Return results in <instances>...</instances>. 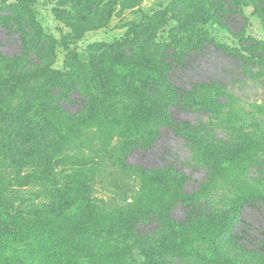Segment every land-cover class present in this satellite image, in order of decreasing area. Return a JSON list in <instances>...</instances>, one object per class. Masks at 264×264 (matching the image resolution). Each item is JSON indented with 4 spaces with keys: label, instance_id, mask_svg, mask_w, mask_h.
<instances>
[{
    "label": "rangeland",
    "instance_id": "rangeland-1",
    "mask_svg": "<svg viewBox=\"0 0 264 264\" xmlns=\"http://www.w3.org/2000/svg\"><path fill=\"white\" fill-rule=\"evenodd\" d=\"M189 4L182 0L13 2L0 8V64L21 61L18 73H24L23 82L31 85L35 83L27 75L36 73L38 67L56 70L66 76L70 87L59 99V104L65 112L75 116L74 119L87 115L92 95H96L97 102H102L101 110L102 106L112 109L118 105L127 109L133 107V99L125 95L115 99L107 97L103 101L91 57L138 59L143 51L155 60L166 53L171 55L168 48L170 35L181 40L188 34L179 28L176 19ZM240 5L241 11L221 18L227 29L212 19L213 14H208L210 8L207 7L196 29L209 35L214 44L193 52L185 65L167 59L170 63V69L165 71L167 111L174 125L192 128L200 141H190L177 134L172 126L152 124L145 131L137 132L134 138L146 139L149 143L145 148L133 149L126 157L129 165H138L145 170L166 169L171 174L184 176L187 194L199 191L208 180L212 153L216 156L221 149L235 146L240 142L238 134L241 132L264 133L261 109L264 107V0H240ZM254 48L257 49L255 53ZM14 76L18 77V74L14 73ZM42 85L48 90L50 81H44ZM53 91L56 94L58 88ZM171 91L177 95V100L172 103ZM205 104L211 108L212 104H218L214 107L216 112L207 111ZM105 116L106 113L101 112L99 117L82 124L86 136L81 138L87 140L92 149L80 147L77 150L67 143L60 146L55 154L58 160L50 167L49 180H24L22 184L7 180L5 196L11 203L26 211L33 208L56 212L63 226L69 221L71 199L60 191L72 184L90 185L92 198L102 201L97 206L104 212L132 203L136 198H161L164 194L160 187L147 185L133 175L126 177L108 160L109 151L118 148L124 138L117 126L100 128ZM40 125L43 129L48 128L45 123ZM35 151L43 158L42 149ZM41 172L44 175L45 170ZM41 172L37 173L38 178ZM75 175L79 180L76 181ZM241 179L263 200L243 207L237 226L230 234L231 239L238 240L244 247L242 252L246 255L238 253L228 239L221 241V248L229 257L249 264H262L264 156L249 165ZM237 197V191L230 184L221 183L194 206L175 205L172 216L185 220L190 213L224 215L234 210ZM162 230V224L152 217L141 222L134 233L102 236L99 241L104 247L131 249L130 264H144L141 254L145 247L154 246L162 236ZM168 261L170 264H205L192 258H169ZM8 264L26 263L18 259Z\"/></svg>",
    "mask_w": 264,
    "mask_h": 264
},
{
    "label": "trees",
    "instance_id": "trees-1",
    "mask_svg": "<svg viewBox=\"0 0 264 264\" xmlns=\"http://www.w3.org/2000/svg\"><path fill=\"white\" fill-rule=\"evenodd\" d=\"M29 1L0 0V8L13 2L22 4ZM185 1L190 4L180 13L176 23L188 34L181 40L170 35L168 48L171 55L163 51L166 53L164 57L155 60L143 51L138 59L91 57L103 101L107 97L115 99L125 95L133 99V107L123 109V105H118L110 109L102 106L101 110L102 102H97L96 95H92L87 115L74 119L75 116L65 112L59 104V99L70 87L66 76L56 70L38 67L36 73L27 75L35 83L31 85L23 82L24 73H18L21 61L0 64V264L18 259L26 264H130L133 258L131 249L104 247L99 239L134 233L141 222L152 217L162 224L163 234L154 246L145 247L141 254L144 264H170L169 258L199 259L205 264H249L225 255L221 241L228 239L238 253L244 251V247L238 240L231 239L230 234L237 226L243 207L263 200L241 178L249 165L264 156V133L255 130L241 132L238 134L240 142L235 146L221 149L216 156L212 153L208 180L192 194L185 191L184 176L171 174L166 169L145 170L138 165H129L126 159L133 149L145 148L149 143V140L134 138L137 132L145 131L152 124L172 126L177 134L190 141H200L192 128L174 125L167 111L169 102L164 95L168 86L165 71L170 69L167 59L169 57L170 61L185 65L193 52L214 44L209 35L196 29L207 7L210 8L208 14H213L212 19L227 29L221 18L241 11V5L240 0H182ZM256 50L254 48L253 52ZM44 81H50L48 90L41 86ZM55 88H58L56 94ZM169 95L170 103L177 100L174 91ZM217 103L220 104L219 101ZM218 104H212V108L205 104V109L216 112L214 107ZM261 109L264 112V107ZM101 112L106 116L100 128L117 126L124 138L118 148L109 151L108 160L126 177L141 178L147 185L160 187L164 195L157 200L136 198L132 203L104 212L97 206L102 201L92 198L90 185L72 184L60 191L71 199L69 221L63 226L56 212L51 210L16 208L5 196L7 180H16L20 184L24 180H49L50 167L58 160L55 154L66 143L73 144L77 150L80 147L92 149L90 143L82 139L86 136L82 124L85 120L99 117ZM40 123L47 124L48 128L43 129ZM35 149L43 150V158ZM75 176L76 181L79 180L78 175ZM221 183L230 184L237 191L234 210L220 216L190 213L185 220L172 216L175 205L187 203V206H194ZM241 254L246 255L245 252ZM262 258L264 264V256Z\"/></svg>",
    "mask_w": 264,
    "mask_h": 264
}]
</instances>
